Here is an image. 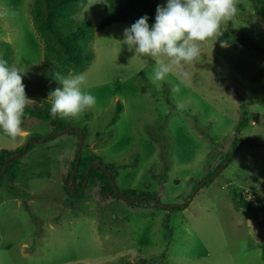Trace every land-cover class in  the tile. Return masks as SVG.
<instances>
[{
    "label": "rangeland",
    "instance_id": "rangeland-1",
    "mask_svg": "<svg viewBox=\"0 0 264 264\" xmlns=\"http://www.w3.org/2000/svg\"><path fill=\"white\" fill-rule=\"evenodd\" d=\"M30 2L0 0V43L9 45L10 66L23 72L33 105H51L49 92L62 86L50 69L60 65L44 58ZM104 2L86 0L71 22L95 27ZM237 8L222 24L220 40L246 36L254 46L221 47L215 38L200 43L183 82L175 69L164 81L153 79L154 60L121 42L131 24L95 30L82 44L92 57L78 72L86 73L95 106L78 119H60L67 127L42 142L51 126L38 119H26V134L15 140L0 131V150L42 137L16 159L12 181L0 180V264H264V213L236 209L232 202L236 191L264 208V20L250 0H237ZM175 84L179 92L172 91ZM243 113L247 123L241 127ZM69 128L82 133V163L92 153L116 167L119 190L152 192L173 208L187 199V207L131 205L104 198L85 182L79 195H69L63 182L79 142ZM234 138L240 141L232 151ZM228 152L229 162L210 184H198Z\"/></svg>",
    "mask_w": 264,
    "mask_h": 264
},
{
    "label": "trees",
    "instance_id": "trees-1",
    "mask_svg": "<svg viewBox=\"0 0 264 264\" xmlns=\"http://www.w3.org/2000/svg\"><path fill=\"white\" fill-rule=\"evenodd\" d=\"M250 2L255 5V9L257 10L256 15L264 20V0H250ZM85 3L86 0H31L29 5L30 15L34 29L37 30L38 34L45 43L44 51L46 54L44 55V58L48 62L51 59H55L56 63L60 65V69H57L55 65L53 66L55 68L50 69V72L57 70V72L61 75H65L70 71L72 73H78L86 67L92 57L90 52H85L83 50L82 44H84L87 39L92 37L95 30H101L117 22L129 23L132 25L139 18L145 15L148 16V23L151 26L155 22L156 8L159 6L157 0H105L104 16L95 27L87 21H81L77 24H73L70 20V15L77 12L85 5ZM227 42L233 46L236 44H251V41L246 36H238L232 41ZM251 45L254 46V44ZM0 49L3 52V58L6 59L10 65L9 45L2 42L0 43ZM52 75L53 73H51V77ZM47 86L48 84L41 89L42 97L44 99L46 98ZM50 107L51 105L47 102V100H43L41 104L32 105L25 110L26 119H38L47 122L51 126L49 136L45 140L53 138L55 134L63 131L67 127V125H65L59 118H55L50 115ZM119 109L120 104L116 106V113ZM243 116L246 117V114L243 113ZM112 122L113 119L111 120V123ZM246 123L247 117L240 122V126L242 127ZM236 132L238 133L239 131L237 130ZM69 133L76 135L77 140L82 134L80 131L81 134L77 135L75 129H71ZM41 138L42 137L40 136H33L14 150H0V173L4 169V165L7 164L4 173L0 175V180L3 177H8L12 181V178L15 176L12 169L17 158L11 159V157L15 154H26L35 143L39 142ZM31 140L36 142L33 143ZM239 141L240 139L234 138L231 144L232 151L237 146ZM243 142L249 146H256L252 145L249 141ZM25 144H27V148L26 151L22 153ZM239 147L240 145L238 148ZM231 154L232 152L226 153L222 162L218 164L210 174L203 177L198 184L204 181L203 186H208L211 180L210 177L218 171V169L223 165V162L228 161ZM77 156L78 151L76 150L70 171L65 174L63 182L64 189L69 195H71V190L73 191V197H76L77 194L79 195L80 191L84 189L82 185L85 182V186L89 184L97 186L100 196L104 198H119L125 200L131 205L149 204L150 208L154 209L166 208L169 210H183L189 203L186 199L182 205H178L174 208L166 207L162 206L158 202V197L155 193L137 191L133 189L119 190L114 183L117 174L115 166L111 164H104L99 156L92 153L91 156L83 163L81 156L77 162ZM76 162L77 169L73 176V181L71 182V174ZM80 167H83V169L80 170ZM208 178L209 180H207ZM81 195H83V191L80 196ZM120 196L124 197V199ZM232 202L234 203L236 209H243L245 211H260L264 213V208L261 205L252 206L250 201L244 200L240 192L237 193L236 191H232Z\"/></svg>",
    "mask_w": 264,
    "mask_h": 264
},
{
    "label": "clouds",
    "instance_id": "clouds-1",
    "mask_svg": "<svg viewBox=\"0 0 264 264\" xmlns=\"http://www.w3.org/2000/svg\"><path fill=\"white\" fill-rule=\"evenodd\" d=\"M237 11V0H167L157 6L154 24L150 26L148 16H142L124 29L121 42L135 55L154 60L155 81H164L175 69L183 82L189 79L185 66L200 56V43L220 40L222 24ZM220 44L225 47L227 41L220 40ZM52 79L62 86L48 94L52 117L78 119L95 106L96 97L86 88V73L63 76L56 72ZM172 91L179 92V84L173 85ZM34 103L26 95L23 72L0 56V131L13 140L25 135V110Z\"/></svg>",
    "mask_w": 264,
    "mask_h": 264
},
{
    "label": "water",
    "instance_id": "water-1",
    "mask_svg": "<svg viewBox=\"0 0 264 264\" xmlns=\"http://www.w3.org/2000/svg\"><path fill=\"white\" fill-rule=\"evenodd\" d=\"M70 130V128L67 130V131H69ZM78 131V130H77ZM78 133L80 134V132L78 131ZM62 134V133H61ZM45 140V138L44 139H42V140H40V142H42V141H44ZM31 142H36V141H31ZM253 145H255L254 143H253ZM256 145L258 146V145H262V144H257L256 143ZM264 146V145H263ZM26 148H27V144H25L24 145V148H23V150H22V153H24L25 151H26ZM81 149H82V136L80 135L79 136V142H78V156H77V162H78V160H79V158H80V156H81ZM20 156V154H15V155H13L12 157H11V159H15V158H18ZM77 162H76V164H75V166H74V168H73V171H72V174H71V182L73 181V176H74V174H75V172H76V169H77ZM7 167V164H5L4 165V169L2 170V172L0 173V175L1 174H3L4 173V171H5V168ZM222 170V168H220L218 171H217V173H215L214 175H213V178L216 176V175H218L219 174V172ZM208 180V179H207ZM204 183V181L202 182V184ZM201 185V184H200ZM73 188V187H72ZM72 193H73V191H72ZM121 198H123L124 199V197H122V196H120ZM178 206V205H177Z\"/></svg>",
    "mask_w": 264,
    "mask_h": 264
},
{
    "label": "flooded vegetation",
    "instance_id": "flooded-vegetation-1",
    "mask_svg": "<svg viewBox=\"0 0 264 264\" xmlns=\"http://www.w3.org/2000/svg\"><path fill=\"white\" fill-rule=\"evenodd\" d=\"M245 141V140H244Z\"/></svg>",
    "mask_w": 264,
    "mask_h": 264
}]
</instances>
